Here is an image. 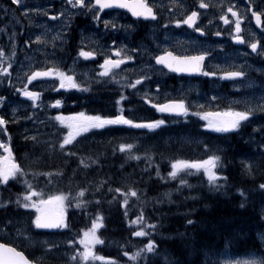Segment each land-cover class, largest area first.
<instances>
[{"label":"flooded vegetation","instance_id":"obj_1","mask_svg":"<svg viewBox=\"0 0 264 264\" xmlns=\"http://www.w3.org/2000/svg\"><path fill=\"white\" fill-rule=\"evenodd\" d=\"M62 3L64 11L60 9L59 11L58 5L53 1L45 3L42 0L37 4L44 9V13H47V15L42 13L35 19L41 25L38 27L42 31L41 34H46L45 22L55 23L61 19L64 22L57 32H48L50 45L54 44V47L36 43L32 27L23 23V19L22 21L18 19V33L14 42H8L6 39L0 41V49L5 54L0 58V63L3 58L14 53L15 58L10 59L16 62L11 69L19 71L25 64L27 54L29 58L27 61L33 63L31 67L33 71L57 67L73 75L76 82L82 86L60 88L59 79L57 77L53 79L54 76H51L38 77L31 82L27 80L21 88L14 89L8 86L7 75L1 76L3 83H0V97H4V101L0 102V116L7 123L0 126V141L11 148L12 155L23 168L24 174L10 179L6 184H0V205L8 202L6 206H0V242L10 244L20 251L30 250L35 254H43L45 250L54 251L55 239L62 234L60 231L37 229L32 224L35 209L20 206L24 202L22 194L28 190V184L39 192L40 177H37L39 172H42V177L49 185L50 177L45 173L53 172L54 169L46 167L50 163L40 165V157H55L57 152L61 151L60 134L62 135L65 129L67 131V128L60 123L59 126L54 125L57 114L68 116L84 112L87 115L114 116L119 114L118 109H122L123 115L139 122L158 120L166 116L158 112L153 105L169 99H184L188 106L195 97L199 105L195 110L203 112L214 111L215 106L223 109V106H227L228 99L244 95L251 91L250 88L254 92L264 94V15L259 26L252 16L253 11L264 13V0H204V3L209 5L208 8H201L199 0H149L156 12L155 19L135 17L127 9L99 10L97 7L96 11L100 13L98 20L93 19L95 12L87 7L72 8L66 0ZM229 6L244 17L241 20V28L245 43H238L232 39L235 17L227 12ZM21 7H25V2ZM193 10L198 12L194 26L189 27L186 24L178 26L174 23L178 19L182 20ZM56 13L63 15L55 20L51 19ZM221 15L227 16L229 24L220 20ZM104 21L110 22L107 27ZM112 24L116 27L113 28ZM197 27L203 31L197 32L195 30ZM217 32L220 35H215ZM55 34H58L60 39H54ZM253 41L258 42L256 52L248 46ZM33 45L36 46L32 47ZM40 46H45L44 52H41ZM81 48L97 54L89 58L81 57L78 55ZM114 48L120 49L122 55L117 57ZM164 50L181 56L207 52L208 55L205 56L202 65L203 72L195 75L179 74L158 65L155 56ZM124 55L131 56L132 59L125 60L110 75H101L100 66L106 56L123 59ZM141 62L145 64L147 83L145 87L138 84L134 88L129 87L139 77L136 73L138 63ZM224 71H243L245 76L226 79L221 76ZM206 72H214L216 75L208 76L204 74ZM25 85L28 90L40 93L35 105L20 92L19 95L15 94V90L19 91L25 88ZM188 86H193L194 91L191 92ZM121 95L125 97L124 100L120 99ZM56 100L61 101L59 106L55 105ZM242 124L257 125V122L250 119ZM144 133H148L146 128L106 125L104 128L81 133L63 150H67L69 154L71 150L76 151L79 147L83 157L111 159L120 152L118 149L122 141L137 140L138 136H143ZM33 137L35 139H32ZM144 140L146 144L152 143V137ZM0 155H4L3 149H0ZM105 171L107 181L120 180L121 175L110 172L108 168ZM48 242L55 246L43 248L42 246ZM61 258V256L56 258L58 264H64L59 260ZM65 259L67 261V257Z\"/></svg>","mask_w":264,"mask_h":264},{"label":"trees","instance_id":"obj_2","mask_svg":"<svg viewBox=\"0 0 264 264\" xmlns=\"http://www.w3.org/2000/svg\"><path fill=\"white\" fill-rule=\"evenodd\" d=\"M163 120L165 124L154 129L151 135L152 148H147L145 140L140 139L136 156H128L126 150L111 159L98 157L96 164L85 167V171L80 170L81 160L74 155L67 159L40 158L42 163L52 160L53 167H64L67 183L62 192L71 197L65 207L68 224L65 230L71 234L68 239L73 235L81 236V230L89 228L99 214L103 217V227L97 234L104 243L96 247L97 254L115 260H124L122 250L142 247L149 238L156 242L157 254H148L144 264H222L217 255H264V241L260 239V234L264 233V190L259 188L264 183V149L233 133L206 130L197 115H188L185 119L163 117ZM183 133L201 134L204 140L201 144L177 147L168 139ZM161 135L166 139L155 142ZM200 148L215 149L221 157L223 176L227 177L219 181L223 187L212 188L203 175L168 177L172 160L201 158L204 151ZM245 163L251 166V173L245 170ZM107 166L110 172L121 175L119 181H107L104 172ZM180 179H185L187 184L181 186ZM193 183L195 185L191 186ZM117 188L121 192H116ZM130 188L137 196L129 195L128 203L124 204V193ZM81 189L84 195L77 197ZM237 189L244 190V199ZM166 192L172 194L170 204L153 202ZM78 200L84 201L79 207L76 206ZM241 203L245 205L243 208ZM141 212L144 225H156L154 229L145 227L149 237L132 235L139 226L130 221ZM188 220L194 223L189 225ZM48 245L55 246L48 242L42 247ZM58 247L56 243L55 248L52 247L54 251H41L45 254L42 263L58 264L55 253L65 250ZM24 250L32 258L31 252Z\"/></svg>","mask_w":264,"mask_h":264},{"label":"snow or ice","instance_id":"obj_3","mask_svg":"<svg viewBox=\"0 0 264 264\" xmlns=\"http://www.w3.org/2000/svg\"><path fill=\"white\" fill-rule=\"evenodd\" d=\"M13 3L20 4V0H13ZM66 3L72 8H83L87 7L88 9L95 12L93 16L94 20H98L99 11H96L97 7L99 10L105 9H127L135 17L143 18H156V12L154 11V6L149 3V0H66ZM199 6L201 8H208L209 5L204 3V0H199ZM43 10L41 9H29L24 8V13L34 12L41 14ZM227 12H230L234 21V34L232 39L238 43H245V39L242 35L241 20L244 19L242 15H239L233 7L229 6ZM47 15V13H43ZM70 14V13H69ZM63 13H56V15L51 16V19L55 20L57 17L62 16ZM264 15L262 12H252V16L255 18L256 24L261 25V17ZM198 19V12L193 10L185 16L182 20H176L174 23L176 25L186 24L189 27L195 25ZM220 20L225 24H229V19L226 15H221ZM105 26L109 25V21H104ZM113 28L116 27L115 24L111 25ZM197 32H202L203 29L197 27L195 29ZM215 35H220L219 32ZM54 39H60L59 36H55ZM36 43H47L42 36L37 35L35 38ZM115 43V42H113ZM248 46L253 50V52L258 51V42L253 41L248 44ZM116 56L119 57L122 55L120 49L114 48ZM97 53L94 51H84L83 48L79 51L78 55L81 57L89 58L95 56ZM4 51L0 49V58L4 57ZM207 52H201L199 55L193 56H181L176 55L172 51L164 50L160 55L155 56V61L158 65H163L168 68L170 71L177 73H199L203 72V61ZM131 56L124 55L123 59H112L110 56H106L103 64L100 66L102 68L101 75L108 76L113 73L114 69H118L125 60H131ZM9 68L4 67L0 63V74L8 73ZM208 76H214V72L204 73ZM55 76L59 79L60 88H81L82 86L76 82L73 75H69L66 72L62 71L57 67H47L45 70H36L32 71L30 75H27V80L29 82L36 80L38 77H51ZM222 78L233 79L237 77H244L245 73L243 71H224L221 73ZM145 76H140L133 84L129 87H135V85L140 84L141 81L145 80ZM86 90V89H85ZM21 95L28 97L33 105L36 104V101L40 97L39 92L28 90L27 85H25L24 90L21 91ZM121 100H124L125 97L121 95ZM4 101V97H0V102ZM151 103V100L148 101ZM56 106L61 104L60 100H56ZM119 104V101H117ZM153 107L161 113H175L178 115H187L189 108L185 103L184 99H169L164 103H155ZM15 111V109H13ZM117 115L114 116H103L100 114L96 115H87L84 112L72 113L68 116L63 114H57L55 119L59 121L61 125H64L67 128V132L63 135L62 140L60 141V148H63L66 145H71L76 137L80 136L81 133L88 132L90 129H100L104 128L106 125H129L135 128H147L149 130H154L159 128L161 125L165 124V120H148V121H135L129 119L122 114V109H118ZM195 115L200 116L205 123L202 125L203 128L209 129L215 132H232L241 128L242 122L248 121L249 117L253 115V110L251 108H246L244 110H238L232 107L226 108L222 111H203L197 112ZM7 122L5 119L0 116V126L5 125ZM32 139H35L34 137ZM264 147V145H262ZM120 150L123 152L125 150H131L133 145L131 144H120ZM0 149L4 150V155H0V184H6L10 179L17 178L19 175L24 174L23 168L16 162L12 155L11 148L5 144L3 141H0ZM73 155V153H69ZM138 159L139 157H133ZM83 163V160H81ZM171 170L168 172V177L176 179L181 175L191 174L193 172H203V175L207 178L208 184L214 188L219 189L223 187L219 184L221 179L227 180V177L223 176L221 168V157L215 153L208 155L205 159L198 160H188V159H174L170 164ZM244 168L248 173H251V166L248 163L244 164ZM45 175H51V173H45ZM159 175V172H157ZM187 181L185 179H180V185H186ZM189 187H191L189 185ZM28 190L23 195L24 202L20 205L23 208H33L35 209V217L32 220V224L37 229H53V228H67L68 224L65 219V201L68 200L69 194L66 193H56L53 195H48L46 199L39 198L42 196L41 193L35 191L30 184L27 185ZM259 188L264 190V183L259 185ZM116 192H121L120 188L115 189ZM237 192L240 193L242 199L245 198V192L243 189H237ZM84 195V189H81L77 193V197H82ZM132 197L137 196V192L133 189H129L128 192L124 193V204L128 203V196ZM37 197V199H33ZM19 202V198L18 201ZM8 202H5L6 206ZM70 203V201H69ZM83 200L77 201V207L83 204ZM245 205L241 203L240 207L243 208ZM264 218V217H262ZM144 220L143 213L134 220H131L130 223L138 225V230L133 232V236L137 237H149L150 233L145 231V227L156 228L155 224L144 225L142 221ZM194 222L188 220L187 224L191 225ZM103 227V217L97 214L96 218L93 219L91 226L86 230H81L82 235L78 237L79 244L83 246V250L77 249L76 252L69 255V261L76 262V264H85L87 261H103L105 264H118V262L111 257H105L102 255H97L94 252V246L103 244L104 241L97 234L98 229ZM19 234V233H18ZM260 239L264 241V233L260 234ZM68 245H73V240L67 241ZM51 248V245H48ZM148 254H157L156 242L149 238L147 244L136 249L135 252H124V255L129 257V260L133 264H138L139 259L147 257ZM79 257V260H77ZM0 264H34V261L29 260L23 251L17 250L10 244L0 242ZM171 264V262H168ZM224 264H264V255L259 257L253 256L251 258L242 260V261H225Z\"/></svg>","mask_w":264,"mask_h":264},{"label":"rangeland","instance_id":"obj_4","mask_svg":"<svg viewBox=\"0 0 264 264\" xmlns=\"http://www.w3.org/2000/svg\"><path fill=\"white\" fill-rule=\"evenodd\" d=\"M48 1H51V2L53 1L56 5H58L57 6L58 10L59 9L62 11L65 10V7L63 6L64 4L62 3L63 0H44L45 3H47ZM24 2H25V7L29 8V9H33V8L41 9V7L38 6L37 4H38V2H42V0H20V4L13 3V0H6L5 3L3 2V0H0V19H2L1 20V26H0V39L5 36V37H7L6 40H8V42L9 41L14 42L15 39L17 38V33H18V31H17L18 19H20L21 21L23 19V23H25L27 26L32 27V29H33L32 33L34 35V38H36L37 35H40L43 37V39L45 41H47V43H41V44H44L46 46L50 45V38L47 37L48 32L49 31L57 32L58 29L64 25L63 20L61 19L58 22L56 21L55 23H51L50 21H49V23L45 22L44 25L47 27V31L44 30V32H46V34L43 35V34H41L42 31L38 29V27H41L40 23H38L35 20L36 17L38 19V16H40V14H37L34 12H29V13L25 14L24 13L25 7L24 8L21 7V5ZM41 10H43L41 12V14L44 13V9H41ZM8 33L10 34V37H8ZM28 34L31 35L30 32H28ZM55 36H59V35L55 34L54 37ZM54 41L55 40H53V42ZM53 45H50V46L52 47ZM35 46L36 45H33L32 47H35ZM39 49L41 50V52H44L45 46L44 47L40 46ZM10 57L15 58V54L12 53L11 55H9V57L3 58V61L1 63L3 64L4 67L9 68V71H8V73H6V75H7L8 80H10V82H11L12 88L18 89V88H21L22 84L26 83L27 75H30L31 72L34 70V69L33 70L31 69V67L33 66V63L27 61V60H29V58H28V55L25 54V64L23 65V68L18 71L17 69H11V67L15 64L16 61L14 59L13 60L10 59ZM52 63L57 64V62H52ZM136 74L139 77L145 76V64H142V62L138 63ZM2 75H5V74H0V83L1 84L3 83L1 80ZM145 77L147 78V76H145ZM54 78H55V76L53 77V79ZM8 80H7V82H8ZM146 83L147 82L145 79V80L141 81V83L138 84V86L145 87ZM188 88H190L191 92L194 91L193 86H188ZM22 90H24V88L19 89V91L15 90V92L21 93ZM249 90H251V91L247 92L244 95H241L237 98L228 99L227 100V102H228L227 106L226 105L223 106V109H220L219 106H215L214 111H222V110L229 108V107H232V108H235L238 110H244L246 108H251L253 110V115L250 116L248 120L255 119V122H257V125H247V124L242 125L241 128L237 130V132L242 130L243 135L246 138L251 139L252 141H258V140L262 139V136L264 134V109L262 110V108L264 107V94L254 92V90H252L251 88ZM189 104L194 106V107H199V105H197L198 103L196 102L195 97H193V101L189 102ZM259 106H261V107L259 109H257V107H259ZM187 115H190V110H189ZM139 118H143V116H141V117L139 116ZM203 123H205V121H203ZM242 123H245V122H242ZM56 124H58V126H59V122H57V121L54 122V125H56ZM45 126H50V125H45ZM260 129L262 130V132H260ZM46 130H49V129H46ZM46 132L48 133L51 131H46ZM66 132L67 131L65 129L64 133L62 135L60 134L61 140L63 138V135ZM56 134H58V133H56ZM55 136L56 135H54V137ZM168 139L171 140V142L173 144H175L177 147H184L186 145L200 144L204 140V137L201 134L183 133V134H179V135H171ZM131 145H133V148H135L136 143L133 142ZM213 153H215V152H212L208 155H211ZM215 154L217 155V153H215ZM208 155H204L198 159H205ZM40 158H43V157H40ZM198 159H195V160H198ZM221 168H222V173H223L224 164H223L222 160H221ZM48 173H51V175H48L50 177L49 185L45 181V178L42 177V172L38 173L37 177L38 178L40 177L39 193L42 194V196L39 198L46 199L48 195H53L54 193L60 192L63 189V184L61 182L62 178L60 177L61 172L54 171V172H48ZM196 174L203 175V172L202 171L201 172H193L189 175H196ZM194 185H195L194 183L191 184V186H194ZM70 199H71V197H69V199L66 200L65 203L69 202ZM171 200H172V194L170 192H166L165 194L162 193L161 197L154 198L153 202L156 203L157 205H161V204H170ZM137 230H134L133 232H136ZM78 237L79 236L72 237L71 240L74 241V244L68 245V248H74L73 251L71 253H66L67 250H65L63 252L64 254L66 253L68 264H76V262L69 261V255L76 252L77 249H80L81 251L83 250V246L79 244ZM67 239H68V237H67ZM68 240H70V239H68ZM67 241H66V244H67ZM145 244H147V243H145ZM97 246L98 245L94 246V252L96 254H97V250H96ZM138 248H140V247L133 248L131 251H123L122 250V253H123V255H124V252L132 253V252H135L136 249H138ZM55 254L59 255V253H55ZM44 255H43V257H41V255L35 254V257L41 258V260H43V259H45ZM261 255L262 254H254L253 253V254H249V255L241 256V257H232L228 254H223L220 256L217 255L216 257L219 258V261L222 264H224L225 261H233V262L242 261V260L251 258L253 256L259 257ZM62 257H64V255ZM145 258L146 257L142 256L139 259L138 264H144ZM77 260H79V257H77ZM85 264H105V262L97 260V261H87V262H85ZM118 264H133V262H131L129 260V257L125 256V259L118 262Z\"/></svg>","mask_w":264,"mask_h":264},{"label":"bare ground","instance_id":"obj_5","mask_svg":"<svg viewBox=\"0 0 264 264\" xmlns=\"http://www.w3.org/2000/svg\"><path fill=\"white\" fill-rule=\"evenodd\" d=\"M164 139H166V137H165V135H161V136H159V137H157V139H155V142H158V141H163ZM147 145V148H152V143H148V144H146ZM107 168H108V166H107ZM106 168V169H107ZM104 172H106L105 170H104ZM137 177H138V175H137ZM110 222L111 223H113L112 222V220L110 219ZM114 224V223H113ZM65 239H66V237H59V238H57V239H55L56 241V243L58 244V246L60 247V248H62L63 250H64V248H65V246H64V241H65ZM58 247V248H59ZM66 249V248H65ZM208 256V255H207Z\"/></svg>","mask_w":264,"mask_h":264},{"label":"water","instance_id":"obj_6","mask_svg":"<svg viewBox=\"0 0 264 264\" xmlns=\"http://www.w3.org/2000/svg\"><path fill=\"white\" fill-rule=\"evenodd\" d=\"M179 74H191V75H195V74H198V73H179ZM166 114H169V115H178V114H175V113H166ZM58 228H53V229H43V230H48V231H56ZM20 251V250H19ZM24 252V251H23ZM25 254V252H24ZM25 256L31 260L26 254Z\"/></svg>","mask_w":264,"mask_h":264}]
</instances>
